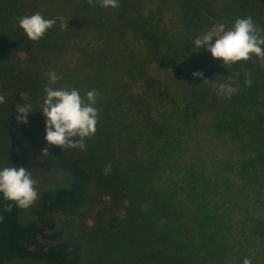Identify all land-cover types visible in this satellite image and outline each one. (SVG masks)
<instances>
[{"label":"trees","instance_id":"16d2710c","mask_svg":"<svg viewBox=\"0 0 264 264\" xmlns=\"http://www.w3.org/2000/svg\"><path fill=\"white\" fill-rule=\"evenodd\" d=\"M118 2L117 8H105L99 0L94 6L86 0H0V94L5 96L0 104V147L5 146L0 156L5 154L17 167L26 156V161L56 175L53 186L42 190L30 209L0 195V264H81L84 244L76 227L81 216L91 221L101 239L139 235L136 252L143 264H226L234 250L237 264H242L247 248L243 252L236 243L231 245V238L264 247V67L255 56L224 66L204 47L196 50L193 42L206 32L209 17L230 28L237 18L251 16L264 29V0ZM36 12L45 18L63 17L66 28L62 30L58 21L39 41L28 40L20 28L14 33L20 17ZM20 52L24 60L13 61ZM60 59L62 75L75 81L72 88L82 96L92 89L98 97L111 94V102L96 104L97 130L85 140L83 151L48 145L44 138L40 104L49 83L47 69ZM95 65L105 67V80L91 73ZM108 66L115 72L111 85L106 83ZM193 72L203 76L194 77ZM134 80H141V85L131 93L127 83ZM204 80L234 82L238 90L230 98L218 96ZM24 104H31L33 111L27 113V123H18L16 108ZM108 112H177V120L184 122L203 113L212 137L221 136L222 143L210 148L197 142L195 160L201 169L181 168L184 153L192 154L177 136L186 128L175 123L179 126L171 132L172 143L164 145V132L136 127L134 134L126 124L129 119L123 122ZM179 112L187 119H180ZM8 130L17 132L23 144L7 149ZM131 135L147 142L131 147L113 143L121 137L136 139ZM45 147L48 154L42 157ZM117 150L120 156L114 160ZM107 165L111 171L105 175ZM159 170L182 175L171 189H155L153 173ZM123 197L130 202L131 197L134 202L147 200L149 208L126 206ZM10 203L12 211L6 212ZM232 226L236 235L227 230ZM175 235L183 239L182 249L192 246L196 254L181 257L177 249L168 252L174 246L168 241L175 242ZM192 238L200 240L201 247Z\"/></svg>","mask_w":264,"mask_h":264},{"label":"clouds","instance_id":"9594fccd","mask_svg":"<svg viewBox=\"0 0 264 264\" xmlns=\"http://www.w3.org/2000/svg\"><path fill=\"white\" fill-rule=\"evenodd\" d=\"M94 6V0H86ZM101 7H119L118 0H99ZM61 29L66 28V19L63 17L45 18L40 12L26 15L18 19V27L30 41H39L46 32L57 22ZM214 40V43L212 42ZM194 47L199 50L204 47L212 58L219 59L223 65H230L239 61H248L253 58L264 59V29L258 27L251 16L237 18L230 28L225 24L215 25L211 30L198 35ZM194 77H202V72H193ZM60 77L55 71L48 73V85L43 89L44 96L40 104V112L45 118V140L48 145L58 146L61 149L85 150V140L91 138L99 120V110L96 107L98 92L95 89L87 91L83 96L75 88H55ZM226 79H230L229 77ZM205 83H212L204 80ZM230 83H212L216 95L230 98L237 92V88ZM250 86V80L246 81ZM5 102V96L0 94V104ZM20 114L18 123H27V113L33 111L31 104L20 105L16 108ZM48 148L42 149V157L47 156ZM111 166L107 165L103 172L109 174ZM38 181L25 167L9 166L0 168V195L6 201H11L21 209H28L39 198ZM12 211V204L4 209ZM2 219V217H0ZM242 264H252L250 258H245Z\"/></svg>","mask_w":264,"mask_h":264},{"label":"rangeland","instance_id":"374dc122","mask_svg":"<svg viewBox=\"0 0 264 264\" xmlns=\"http://www.w3.org/2000/svg\"><path fill=\"white\" fill-rule=\"evenodd\" d=\"M204 13H206L205 10H204ZM209 19H210V24L207 26L206 32L208 30H211L215 25L220 24L219 21H216L215 17H209ZM260 20L262 23H264V13L260 15ZM15 24L16 23H14V33H15V30L17 32V28H19L18 24L16 25ZM76 40L78 41L79 38H77ZM24 58H25V54L23 52H20L18 53L17 58L14 59L13 61H16L19 59L20 61H22L24 60ZM60 60L61 61H59L58 63H53L52 67L47 69V72L55 71V73L60 77V79L56 82V84L52 86L55 88H63V87L72 88V86L75 84V81L73 84V80L67 81L65 79V76L62 75V74H65V72L63 71L65 69L63 66L64 65L63 60L62 59ZM258 63L264 67V59L259 58ZM232 65H235V64H232ZM108 68H109V72H107L106 74V77H107L106 83L107 85L108 84L111 85V83H108V81L115 74V72H113V69L111 66H108ZM92 72H94L93 75L100 77L102 81L105 80L104 79L105 77V67L104 66L95 65L91 73ZM67 77L72 78L71 76H67ZM140 82L141 80L129 81L127 83V85L130 87L129 92L133 93L137 91L141 85ZM110 91H112V89H110ZM103 95L104 97L103 96L98 97L97 105L100 104V101H102L103 104H106L107 99L111 102L110 100L111 94L110 96L108 94L105 96V93H103ZM108 113L109 115L111 114L110 117H114L115 119L122 120L123 122H126L125 118L129 119L130 120L129 123L127 122L126 124L133 130L134 134L138 130V128L136 127H139L142 130L164 132L165 138H162L161 140V142L164 143V145H170L172 143V133L171 132L174 130H177L179 126L176 124H180L181 128H186L184 132L180 133L177 136L178 138H180L181 143L184 147L186 145L191 147L190 151L192 154L184 153L186 156H185V159L181 161L182 164L179 165L181 168L194 167L198 170L201 169V166H199L197 161L195 160L196 159L195 157L198 156V154L194 153V148L196 147L195 145L197 144V142L200 144L201 147L204 145H207L210 148L217 147L221 145L222 143L221 136L217 135L214 138L212 137L213 131H211L212 133H210V128L207 126L208 118L203 117V115H205L203 113L197 115L195 119H192V118L189 119V117L187 119V115L183 114L184 112H179L180 114H182L180 119L182 120L187 119L186 122L177 120L179 119V116H180L176 114L177 112H108ZM215 114H219V112H215ZM107 123L108 121H106L104 126H107L106 125ZM149 134L153 136L155 135L153 132H149ZM6 136H7V140L5 139V144L7 145V149H9V147L13 148L16 144H23L17 132H14L13 130L11 131L8 130L6 132ZM133 136H135L136 139H130L127 141L126 139L121 137L118 139H114L113 143L116 144L118 142L119 144H124L126 142L127 146L131 147L134 144H138V143L145 144L147 142V140L143 142H139V139L142 137L140 136L138 137L136 135H131L130 138ZM4 147H0V149ZM9 151L12 152V149H10ZM217 153L219 154V152ZM192 155L193 157L190 158ZM118 156H120V152L117 150L113 159L115 158L114 160H118L117 159ZM22 158H24L25 160H23L20 167H25L29 169V171L32 173V177L38 181L36 187L39 192V195L42 190L51 188L53 186L54 182H52L51 180L56 179V175L53 174V172H51L45 166L39 165L37 162H33V160L26 161V156H22ZM131 158L132 157H129V159ZM111 161L112 159H109L108 163H110ZM12 163H13V160L11 162V160L5 154H3V157L0 156V168L9 167L11 166ZM160 171L161 170L153 173L154 178L152 182L154 183L155 189H157L158 186H159L158 188L165 186L164 188L168 187L169 189H171V187L174 184L173 183L174 179H179V176L182 175V174L178 175L177 173H175L176 171H166L164 172V174H160L159 173ZM116 190H117V193L121 194V191L119 190V188ZM123 198H124V204L126 206H130L132 203V204L138 205L142 209L149 208V204L147 203V200L144 202L143 201L134 202L133 198L131 197V202H130L129 198L127 197H123ZM38 200L28 209L32 208L38 202ZM148 202H150L149 198H148ZM27 215L28 213L26 211L24 217L25 216L27 217ZM123 215L124 213L123 211H121L120 216H123ZM159 223L160 221L157 222V228H156V230L158 231L163 229L160 226L161 224ZM76 227L79 228V231L82 235L81 239L84 244V254H83L84 259L81 264H143L140 257L138 256L136 252V250L139 249V245L137 242V238L140 237L139 235H136V234L129 235V236L126 235L124 237L113 238L111 240L101 239L95 234L94 230L92 229L91 221H88L87 218L84 216H81L78 218ZM227 230H229V232L233 235L237 234V230L234 229L233 226L229 227ZM174 239H175V242L168 241V244L173 243L174 246L168 248V245H165L168 248V252H174L175 249H177L178 253L176 254L181 257H184V256L186 257L190 253L191 255L196 254L195 251L192 249V246L183 247L182 249V246L179 244H181L183 239L180 236L175 235ZM179 239L181 242L179 241ZM191 240L195 246L201 247L202 243L200 240H198L197 238H194V239L192 238ZM247 242L248 241H246V243ZM234 243H236L237 246H240L243 252L247 248L246 251L248 252L244 253L246 254L245 255L246 257L239 255L242 257L243 260L245 258H250L252 261V264H254V259L252 258L254 256L257 258V261H256L257 264H264V252H262L263 251L262 249H264V247L262 243L254 242L250 246L251 242L247 243L249 244L247 245L245 241H243V238L241 240H238V237L234 240H232L231 238L230 244L233 245ZM240 243H242V245H240ZM161 245H164V244L161 242ZM234 251L236 253H234L233 255L230 254L229 256L230 260H227L226 264H237L238 253H237V250H234ZM253 252H254V255H253ZM15 264H30V263L20 262V263H15Z\"/></svg>","mask_w":264,"mask_h":264}]
</instances>
